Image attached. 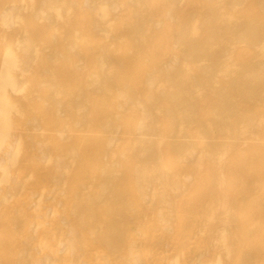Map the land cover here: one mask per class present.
<instances>
[{
	"label": "bare ground",
	"instance_id": "bare-ground-1",
	"mask_svg": "<svg viewBox=\"0 0 264 264\" xmlns=\"http://www.w3.org/2000/svg\"><path fill=\"white\" fill-rule=\"evenodd\" d=\"M0 264H264V0H0Z\"/></svg>",
	"mask_w": 264,
	"mask_h": 264
}]
</instances>
